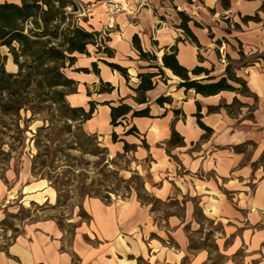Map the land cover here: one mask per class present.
Instances as JSON below:
<instances>
[{
  "label": "crops",
  "instance_id": "crops-1",
  "mask_svg": "<svg viewBox=\"0 0 264 264\" xmlns=\"http://www.w3.org/2000/svg\"><path fill=\"white\" fill-rule=\"evenodd\" d=\"M78 1L91 7L79 11V23L104 34L113 57L96 45L76 54L64 69L76 83L66 100L86 110L96 103L85 132L97 135L111 154L124 153L125 142L132 147L127 154L137 162L134 171L148 175L144 193L153 202L137 193L90 197L83 203L87 219L75 226L52 217L17 222L8 184L0 179V264H264V0H229L227 8L221 0H118L127 11L115 15L106 0ZM5 2L21 4L0 0ZM179 12L191 18L188 26L200 47L179 28ZM257 14L260 21H244ZM135 36L157 61L140 57ZM174 46L182 66L204 67L216 79L232 63L250 94L186 91L164 68L147 103H136L139 73H158L152 66H162V56ZM6 55L7 64L15 65ZM104 61L126 68L128 78ZM102 83L114 90L101 92ZM161 96L171 102L157 104ZM120 102L137 111L149 107L150 117L129 114L114 127L111 106ZM133 126L138 132L126 135ZM173 131L183 143L170 144ZM30 173V166L19 177L11 170L7 180L21 181Z\"/></svg>",
  "mask_w": 264,
  "mask_h": 264
},
{
  "label": "trees",
  "instance_id": "trees-1",
  "mask_svg": "<svg viewBox=\"0 0 264 264\" xmlns=\"http://www.w3.org/2000/svg\"><path fill=\"white\" fill-rule=\"evenodd\" d=\"M185 1L192 3V0ZM221 1L225 8L229 7V0ZM262 10L264 11V7ZM77 11L78 6L74 0H21L20 5L8 2L0 4V116H20L22 110L30 111L35 116L38 113L40 101L38 99L42 92L49 96L53 103L58 104L57 111L59 110L64 127L69 132L72 129L69 122L85 123L92 117L96 107L95 102H89L88 110L83 107H72L67 102L66 97L76 90V83L66 76L64 69L67 63L69 65L74 63L76 54H88L89 45H96L98 50L104 52L108 57H113V52L97 41L99 39L102 43L103 39H106L102 37L101 32H91L71 23L63 27L67 17ZM179 16L182 20L179 28L200 47L197 38L188 26L191 18L183 12H179ZM244 21H260V17L258 14L254 17L246 16ZM133 45L142 59L157 61L158 58L155 54L142 49L137 36L133 38ZM3 47L8 49V54L17 66L16 73L7 70L8 55H3L1 51ZM240 56L241 59L245 57L243 52H240ZM200 60H202L201 56ZM105 63L111 69L128 78L126 68L114 63ZM152 67L157 68L158 73L142 72L138 75L140 83L134 89L135 102L138 104L147 103V93L155 88V77H164V68L169 69L181 79L179 88H184L186 91L194 90L197 94L204 96L217 95L223 91H239L243 95L250 94L245 80L236 76L232 63L228 64L225 76L216 79L210 77L211 71L204 67L197 66L193 70H188L182 66L177 59L175 46L165 51L162 56V66ZM94 70L97 71L96 64H94ZM82 71L88 70L83 69ZM202 75H205L206 78L199 79L198 77ZM233 83L239 85L240 88L235 87ZM32 86L35 89H32ZM71 87L74 90L66 94L64 89ZM113 90L114 87L110 83H102L101 92H112ZM32 91H34V98H30ZM170 102V97L161 96L157 99V104L161 106ZM237 102L235 100V103ZM129 114L132 117H150V108L146 107L137 111L130 105L120 102L116 106H111V125L116 127L123 124ZM199 124L203 129L209 130L200 121ZM137 132L136 127L133 126L126 132V135ZM83 136L86 139L90 138L85 134ZM112 138L114 142L119 139L115 132H113ZM181 143H183L182 139L178 133L173 131L170 144ZM131 148L125 142V152L128 153ZM82 152L84 154L92 153L88 148H84ZM32 169L35 172L34 166ZM141 188L145 195L143 185ZM138 195L140 199L144 200L141 194Z\"/></svg>",
  "mask_w": 264,
  "mask_h": 264
},
{
  "label": "rangeland",
  "instance_id": "rangeland-1",
  "mask_svg": "<svg viewBox=\"0 0 264 264\" xmlns=\"http://www.w3.org/2000/svg\"><path fill=\"white\" fill-rule=\"evenodd\" d=\"M79 11L71 13L63 27L71 23L94 31L79 23ZM102 37L106 38L104 34ZM103 40L97 41L106 46V39ZM1 51L3 55L8 54L6 48ZM14 67L12 62L7 64L9 72ZM73 90V87L64 89L66 94ZM33 94L34 91L30 98H34ZM38 100L35 116L24 110L20 116H0V179L8 184L9 202L14 203L17 222L30 217H52L62 224L69 222L75 226L80 218L87 219L84 201L97 195L113 200L137 193L145 201L153 202L141 188L148 175L134 171L137 162L131 153L111 154L97 135L85 132L83 122H69L72 125L69 132L57 111L58 104L42 92ZM84 134L90 138L86 139ZM84 148L92 153L84 154ZM28 166L31 171L28 178L7 180L9 171L19 177ZM155 206L159 205L155 203Z\"/></svg>",
  "mask_w": 264,
  "mask_h": 264
},
{
  "label": "built area",
  "instance_id": "built-area-1",
  "mask_svg": "<svg viewBox=\"0 0 264 264\" xmlns=\"http://www.w3.org/2000/svg\"><path fill=\"white\" fill-rule=\"evenodd\" d=\"M104 5L108 11V13L110 15H115L117 13H121V12H125L127 11L126 7H124L123 5H121V3H119L118 0H106L104 2ZM78 6V9L81 10V9H90L91 7L90 6H84L82 4H77Z\"/></svg>",
  "mask_w": 264,
  "mask_h": 264
}]
</instances>
